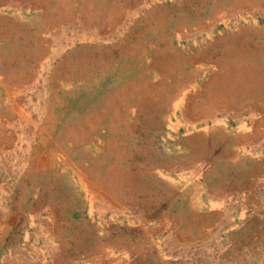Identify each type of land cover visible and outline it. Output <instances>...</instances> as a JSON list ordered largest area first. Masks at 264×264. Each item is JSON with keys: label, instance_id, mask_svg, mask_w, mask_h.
<instances>
[{"label": "rangeland", "instance_id": "obj_1", "mask_svg": "<svg viewBox=\"0 0 264 264\" xmlns=\"http://www.w3.org/2000/svg\"><path fill=\"white\" fill-rule=\"evenodd\" d=\"M0 77V264H264V0H0Z\"/></svg>", "mask_w": 264, "mask_h": 264}, {"label": "bare ground", "instance_id": "obj_2", "mask_svg": "<svg viewBox=\"0 0 264 264\" xmlns=\"http://www.w3.org/2000/svg\"><path fill=\"white\" fill-rule=\"evenodd\" d=\"M99 14V13H98ZM101 16H103V15H101ZM99 19V18H98ZM80 25V24H79ZM83 27V26H82ZM94 27V26H93ZM211 28V27H210ZM95 29V28H94ZM93 29V30H94ZM92 30V29H91ZM90 30V31H91ZM87 31V30H86ZM99 31V30H98ZM97 32V31H96ZM62 34V33H61ZM89 33H82L81 34V36H79V37H87V35H88ZM93 34V33H92ZM91 34V36H93ZM65 35V34H64ZM90 36V35H89ZM62 38V37H61ZM60 38V39H61ZM77 38V37H76ZM92 38V37H91ZM67 39V38H66ZM72 39H73V37H72ZM97 39V38H96ZM70 40V39H69ZM76 41V40H75ZM69 42V41H68ZM81 42V41H80ZM61 43V42H60ZM99 44V43H98ZM62 46V45H61ZM59 48H61V47H59ZM65 49V48H64ZM56 50V49H55ZM60 50H63L62 48L60 49ZM71 50V49H70ZM59 52H61V51H59V50H57V51H55V53H59ZM55 53H54V55H55ZM52 56V55H51ZM51 60H53L52 59V57H51ZM47 61V60H46ZM106 61H107V59H106ZM89 62V61H88ZM51 64V61H50V63L49 64H46V66H45V69L46 70H49V65ZM44 65V64H43ZM43 69V68H42ZM93 71V70H92ZM42 73H44L43 71H42ZM92 76V75H91ZM97 76V75H96ZM1 78V77H0ZM61 82V81H60ZM43 83V82H42ZM66 83V82H65ZM155 83V82H154ZM60 84V83H59ZM243 84V83H242ZM45 86V85H44ZM9 87H11L10 85H9ZM8 87V88H9ZM64 87V86H63ZM35 88V87H34ZM39 90V89H38ZM44 90H45V88H44ZM40 91V90H39ZM6 92V91H5ZM11 92V91H10ZM186 92V91H185ZM192 92V91H191ZM189 93H190V91H189ZM196 93V92H195ZM41 94V93H40ZM198 94V93H197ZM7 95V94H6ZM5 95V96H6ZM186 95H187V93H186ZM194 95V94H193ZM9 96V95H8ZM46 96V95H45ZM180 96H183L182 94L180 95ZM7 97V96H6ZM43 98V97H42ZM46 98V97H45ZM60 98V97H59ZM180 98V97H179ZM184 98V97H183ZM1 99V98H0ZM7 99V98H6ZM5 99V100H6ZM51 100V99H50ZM180 101V100H179ZM200 101V100H199ZM183 102H185V101H180L179 103H183ZM39 103V102H38ZM38 103H36V104H38ZM178 102H177V104H179ZM43 104V103H42ZM184 104V103H183ZM182 104V108L184 109V105ZM28 105V104H27ZM39 106V105H38ZM46 106V105H45ZM33 106H31V108H32ZM41 108H42V106H41ZM44 108V107H43ZM46 108V107H45ZM27 110H28V108H26ZM25 109V110H26ZM53 109V108H52ZM131 109V108H130ZM137 109V108H136ZM174 109H176V108H174ZM229 109V108H228ZM22 110V109H21ZM36 110V109H35ZM39 110V109H38ZM41 110V109H40ZM179 110V109H178ZM42 111V110H41ZM185 112V111H184ZM41 113V112H40ZM35 114V113H34ZM43 114H44V112H43ZM28 115V114H27ZM120 116V115H119ZM22 117V116H21ZM43 117V115L41 114V118ZM38 118V117H37ZM252 118H254V117H252ZM24 120H19L18 121V124H22V126L25 128V126L24 125H26V122H28V119L26 118V116H25V118H23ZM32 119V118H31ZM240 119V118H239ZM18 120V119H17ZM49 121V120H48ZM48 121H46V122H48ZM223 121V120H222ZM236 121V120H235ZM238 121V120H237ZM251 121V120H250ZM17 122V121H16ZM33 123V122H32ZM242 123H244V122H242ZM251 123V122H250ZM255 123H257V122H255ZM16 124V123H15ZM30 124V123H29ZM44 124V123H43ZM216 124L217 125H219V127L220 126H222L223 127V124L219 121V120H217V122H216ZM37 125V124H36ZM46 125H47V123H46ZM7 126V125H6ZM15 126V125H14ZM16 126H18V125H16ZM74 126V125H73ZM22 127V128H23ZM43 127V126H42ZM218 127V126H217ZM218 127V128H219ZM18 128V127H17ZM28 128V127H27ZM44 128V127H43ZM249 128H252V126L251 127H249ZM35 129V128H34ZM33 129V130H34ZM38 129V128H37ZM245 129V128H244ZM253 129V128H252ZM26 130V129H25ZM93 130V129H92ZM246 130V129H245ZM8 131V130H7ZM24 131V130H23ZM32 131V130H31ZM36 131V130H35ZM116 131H117V129H116ZM243 131V130H242ZM241 131V132H242ZM60 132V131H59ZM205 132V131H204ZM117 133V132H116ZM195 133V132H194ZM197 133V132H196ZM246 133V132H245ZM36 134V133H35ZM45 134V133H44ZM60 134V133H59ZM204 134V133H203ZM243 134V133H242ZM192 135H193V133H192ZM24 136H25V134H24ZM26 136H28V135H26ZM25 136V137H26ZM30 136V135H29ZM112 136V135H111ZM34 138V137H33ZM112 138V137H111ZM238 138V137H237ZM246 138V137H245ZM251 138V137H250ZM241 139V138H240ZM58 140H59V138H58ZM57 140V141H58ZM37 141V140H36ZM56 141V142H57ZM244 141V140H243ZM25 142H27V148L24 150V155L21 153V155H23L25 158H28V159H26V160H31V159H33V157H30V153L32 152V148H31V140H29V138L27 137V140H25ZM87 142V141H86ZM249 142V141H248ZM264 143V142H263ZM8 144V143H7ZM23 144H24V142H23ZM64 144V143H63ZM106 144V143H105ZM25 145V144H24ZM37 145V144H36ZM60 145V144H59ZM67 145V144H66ZM104 145V144H103ZM23 146V145H22ZM42 146V145H41ZM56 146V145H55ZM20 147V146H19ZM36 147V146H35ZM69 147V146H68ZM102 147V146H101ZM100 147V148H101ZM24 148V147H23ZM65 148V147H64ZM17 149H19V148H17ZM22 149V148H21ZM39 149V148H38ZM40 150V149H39ZM46 150V149H45ZM109 150V149H108ZM2 151V150H1ZM112 151V150H111ZM22 152V151H21ZM61 152V151H60ZM103 152V151H102ZM11 153V152H10ZM15 153H16V151H15ZM41 153V152H40ZM62 153V152H61ZM110 153V152H109ZM8 154V153H7ZM11 154H13V153H11ZM10 154V155H11ZM19 154H20V152H19ZM48 155V154H47ZM40 156V155H39ZM63 156V155H62ZM5 157V156H4ZM8 157V156H7ZM23 157V158H24ZM9 158V157H8ZM21 158V157H20ZM17 159V158H16ZM45 159V158H44ZM56 159V158H55ZM109 159V158H108ZM4 160H6V159H4ZM20 160V159H19ZM18 160V161H19ZM34 161L36 160V159H33ZM38 161H39V158L37 159ZM41 160V159H40ZM48 160V159H47ZM25 161V160H24ZM50 161V160H49ZM61 161H65V160H61ZM27 162V161H26ZM35 162H37V161H35ZM34 163V162H33ZM38 164L37 165H35L36 166V168H41L42 166H43V164H42V162H37ZM67 163V162H66ZM84 163V162H83ZM112 163V162H111ZM29 164V163H28ZM48 164H50V163H48ZM30 165V164H29ZM46 165H47V163H46ZM198 165V164H197ZM27 166V165H26ZM34 166V167H35ZM74 166V165H73ZM22 167H23V165H22ZM62 167V166H61ZM21 168V167H20ZM48 168V167H47ZM68 168V167H67ZM107 168V167H106ZM22 169V168H21ZM24 169V168H23ZM33 169V168H32ZM97 169V168H96ZM22 171V170H21ZM173 171V170H172ZM64 172V171H63ZM72 172V171H71ZM104 172V171H103ZM102 172V173H103ZM73 173H75V172H73ZM79 174V173H78ZM75 175V174H74ZM86 176H87V174H85ZM71 176V175H70ZM102 176V175H101ZM164 176V175H163ZM162 178V177H161ZM71 179V178H70ZM78 179H79V183L80 184H82L84 187H85V189H87V193H90L89 194V196H90V198L93 196V195H98L97 193H101V194H99L100 196H104V197H106L107 199H110L111 197L110 196H108L107 195V193H108V190L106 191V194H105V192H104V189H105V187L104 186H102V188H98L97 187V184L96 183H94V182H90V181H86L85 180V178H84V176L80 173L79 175H78ZM158 179H160V178H158ZM74 182H76V181H74ZM258 182V181H257ZM73 183V182H72ZM78 183V182H77ZM84 189V190H85ZM86 191V190H85ZM88 196V195H87ZM106 198L104 199V200H106ZM92 199V198H91ZM94 199V198H93ZM100 200H101V198H100ZM2 201V200H1ZM107 201V200H106ZM90 202H91V200H90ZM95 203L96 202H98V201H94ZM218 202V201H217ZM89 203V202H88ZM98 203H100V202H98ZM106 203V202H105ZM114 203V202H113ZM91 204V203H90ZM88 205V204H87ZM106 206H108V203H107V205ZM111 206V205H110ZM112 207V206H111ZM96 208V207H95ZM95 208H93V210L95 209ZM103 208V207H102ZM106 208V207H105ZM123 208V207H122ZM88 209H90V208H88ZM113 210V209H112ZM118 211V210H117ZM91 212V211H90ZM121 212V211H120ZM3 213V212H2ZM118 213V212H117ZM91 215V214H90ZM10 219V218H9ZM12 220V219H11ZM11 222V221H10ZM54 223V222H53ZM51 224V223H50ZM49 225V224H48ZM52 225V224H51ZM54 226V225H53ZM56 226V225H55ZM53 229V228H52ZM165 245V244H164ZM58 246V245H57ZM52 247V246H51ZM56 247V246H55ZM54 249H56L57 250V248H54ZM160 248H158V250H159ZM172 249V248H171ZM53 250V249H52ZM51 250V251H52ZM168 250V249H167ZM174 250V249H173ZM175 251V250H174ZM55 252V251H54ZM124 252H125V250H124ZM181 252V251H180ZM179 252V253H180ZM161 253V252H160ZM196 253H197V251H196ZM162 256V255H161ZM132 257V256H131ZM186 258V257H185ZM42 262V264L44 263V261H41Z\"/></svg>", "mask_w": 264, "mask_h": 264}]
</instances>
